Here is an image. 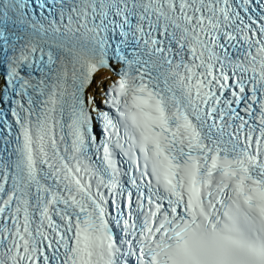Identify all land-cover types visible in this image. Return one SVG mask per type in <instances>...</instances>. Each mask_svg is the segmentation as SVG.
<instances>
[{"label": "snow or ice", "instance_id": "1", "mask_svg": "<svg viewBox=\"0 0 264 264\" xmlns=\"http://www.w3.org/2000/svg\"><path fill=\"white\" fill-rule=\"evenodd\" d=\"M0 264H264V0H0Z\"/></svg>", "mask_w": 264, "mask_h": 264}]
</instances>
